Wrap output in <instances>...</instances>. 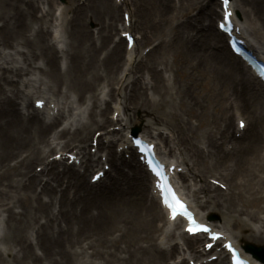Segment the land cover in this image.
<instances>
[{
    "label": "rangeland",
    "instance_id": "obj_1",
    "mask_svg": "<svg viewBox=\"0 0 264 264\" xmlns=\"http://www.w3.org/2000/svg\"><path fill=\"white\" fill-rule=\"evenodd\" d=\"M38 1L41 7L54 6L52 17L73 19V22L78 25L80 33L75 37L80 39L79 47L83 58L88 59V54L93 56L94 61L97 62L94 66L100 69V80L97 82L96 88L100 91L104 89L106 93L112 89L111 95L106 96V107L103 109L107 119L112 116V103L117 97H121L125 82L131 80L132 73L127 70L124 74L125 82L122 87L119 88L116 83V79L123 73L126 55L125 40L120 36V31L124 27L123 11L132 9L134 17L131 26L128 27L136 41L134 47L136 60L133 63V69L142 74L141 80L148 86L146 94L152 97L155 102L145 106H130L126 109V112L131 116L130 130L137 127L139 131L144 132L143 130H148L151 125L153 130H157L154 128L171 129L173 136L180 137L183 134L200 130L196 127L197 122L203 121L211 129L206 133L205 128L202 127L201 130L204 133H199V139L204 141L200 143L203 146L202 151L207 152L209 150L207 140L210 139L212 130L222 128L224 141L220 147L222 150L231 144L230 133L239 138V136H235L236 111L242 113V119L251 121L250 115H253L251 103L245 104L243 107L240 105V108L229 107V102H233V98L221 97L226 92V87L213 72V68L219 63L218 57L230 60L229 56H231L230 54L225 55L226 41L224 36L219 35L216 30V19L220 18L219 0H126V6L125 4L117 5L116 0H68L66 4L56 0ZM232 1L236 4V0ZM27 2L15 0L14 4L25 6ZM260 2L261 8L258 12H254L251 19L249 17L247 21L251 26L256 27L255 22L261 21L259 29L264 34V0H260ZM64 5L72 6V9L60 15ZM209 10H211L210 15L208 14ZM240 15L242 16V14ZM51 24L54 22L51 21ZM56 26L51 27L50 36L55 32V29L58 31ZM46 37L49 39V35ZM119 37L122 38L120 47L113 53L111 51L118 45L116 38L119 39ZM72 42L74 43L73 40ZM15 43L16 41H14ZM258 44L264 46V42ZM1 47H8L7 49L10 50L13 46L0 44ZM57 58L64 63L65 60L61 56L57 55ZM150 65L153 66L152 74L148 70ZM152 77L156 84L153 89H150ZM12 82L15 83L16 80ZM14 103L5 100L2 104L1 126L8 124L10 114L4 113V111L9 106L17 107L18 104L21 107L18 102ZM32 105V99L28 96V107L32 109ZM149 111H153L156 115L148 114ZM260 124L264 129V119ZM106 125L107 129L115 128V130L121 126L117 121H109ZM60 128L61 123L57 124V129ZM2 129L5 130L6 126ZM13 129L14 127L10 126V130ZM27 129L32 131L31 126H28ZM90 131L88 140L81 144L88 152L95 154L96 157H101L100 154L104 152L105 146L99 148L97 144H94L95 142H92L94 135L96 138H100V135H97L100 131L97 128H91ZM245 132L253 131L248 126ZM225 135H227L226 138ZM160 137L166 139L165 134ZM262 138L264 141V136ZM0 139L4 143L3 149L0 151V176L6 171L11 173V175L0 177V189H5L4 191L0 190V219L9 222L12 215L27 217L23 222L22 233L25 234L26 230L28 234L31 233L34 249L41 255V264H90L91 261L100 264V261L108 259V256L111 257V262L120 263V260L132 256L131 251L135 242L145 248L143 232L147 228H153V221L148 220L147 216L150 212L151 215L155 214L157 209L149 210L146 213L147 216L144 214L139 217L137 215L141 209L138 207L137 215L131 214L130 211L135 214V206L138 204L150 206L146 201L144 187L142 196H139L138 192L134 194L114 189L105 190L108 186L112 188L110 183L115 177V171L112 169L113 165L110 161L105 164L110 166L103 178L105 181L101 180L93 187H89L90 175L98 167L92 169L84 165L82 167L74 165L78 172L77 181L68 177V173L47 181L48 176L43 170L44 161L41 158L35 159V151L32 148L34 145L44 144L43 139L17 138L6 131L5 136L1 135ZM65 140H56V142L60 141V144H64ZM168 143L170 144L169 141ZM76 144L78 143L69 142L66 147L58 146L57 148H66L65 152H70L72 147L77 146ZM164 145L168 155L174 158L175 151L169 150V146ZM112 149L113 153L118 154L116 143L113 144ZM261 149L258 152H262ZM56 150L54 148L48 151L45 160H51ZM93 150L95 151L92 152ZM119 155L125 162L126 169L133 167L132 164L129 165V161L132 159L129 152H122ZM182 155L191 165L192 161L196 162L192 155H188V157ZM213 157L210 155L207 158L209 161H206L210 163ZM224 159L226 160L225 165H214L213 163L211 168L207 165L206 167L198 165L197 162L199 168L194 165L199 174L203 175L200 184H204L203 190H200L199 193L200 196L204 195V198H195L198 202L201 199H209L207 201L208 208L212 206L214 199H219L222 205L225 201L228 202L226 192L229 190L227 175L230 156ZM27 162H29V167L22 168ZM65 162V160L57 162L56 170L58 172L63 170L64 165H72L65 164ZM101 166L102 164L99 167ZM245 169L244 166L243 170ZM252 172L254 173L255 170ZM211 179L222 181L225 188L214 184ZM185 181L188 183L187 179ZM208 184L217 188L221 195L216 194L217 192L213 189H207ZM118 190L126 191L122 186ZM237 192L238 189L236 195ZM138 199H141L142 203H139ZM242 204L243 200L236 198V207L240 208ZM262 206L264 207V198L260 200V207ZM126 207H131L130 211ZM208 208L204 207L203 211ZM254 208L256 207H249V209ZM222 209L224 208L216 207L212 211H214V216L223 222ZM144 218L145 220H143ZM156 223L162 225L163 221L159 220ZM231 231L235 232L237 229L233 228ZM247 232L246 230L244 233ZM38 240L39 245L36 244ZM249 241L264 245V243ZM175 255L172 257L176 258ZM25 261L26 263L30 262L29 258H26ZM147 262L146 259L141 264ZM182 264H188L187 259H184Z\"/></svg>",
    "mask_w": 264,
    "mask_h": 264
},
{
    "label": "bare ground",
    "instance_id": "obj_2",
    "mask_svg": "<svg viewBox=\"0 0 264 264\" xmlns=\"http://www.w3.org/2000/svg\"><path fill=\"white\" fill-rule=\"evenodd\" d=\"M14 1L0 0V44H11L13 46L10 50L0 48V114H3L1 108L5 100H8L9 103L20 101L22 106L16 108L11 105L4 111V113L10 114V119L8 124L4 126H1L0 122V136H5L6 131L17 138L43 139L44 144L41 146L34 145L32 148L35 151V159L41 158L44 161L45 167L43 166V170L46 171L48 176L47 181L53 178L56 179L65 173H68V177L77 181L78 172L76 167L73 166L74 163H72V166L64 165L63 170L58 172L56 170V159L45 160L46 154L56 148L55 153H60L62 159L59 161L63 162L62 155L65 148L57 147H66L69 142H77L79 145L76 144L77 146L72 147L70 153L75 154L76 158L79 159V167L83 165L85 167L97 166L100 164V159L95 155H91L81 143L88 140L91 128H97L101 131L98 139L99 147L103 148L105 146L103 150L107 155V160L113 165L112 169L115 171V177L110 183L112 188L108 186L105 190L114 189L134 194L138 192L139 196H142L144 195V187L148 192L146 201H150V206L138 204V206H135V214L130 211L131 207L126 208L132 215H137L139 207L141 209V212H138L137 215L139 217L144 216L149 210L157 209V212L152 215L150 212L149 216L145 215L148 220L153 221V228H147L143 232L145 248L135 242L130 258L122 259L118 263L111 262V257L108 256V259L100 261V264H141L146 259L148 262L145 264H181L183 258H187L189 261L193 259V256H196L194 261H199L200 258L204 257V254H211L204 251L203 245L201 247L198 244L205 238L203 234L188 236L182 230L184 222L181 219L176 218L172 221L168 218L166 211L160 206L158 198L151 193L152 185L149 189V183H147L149 173L144 165L139 160L132 158L129 161V165L132 164L133 166L132 169H126L125 162L120 158V155L113 153L112 146L116 143L118 148H122L124 152L135 154L129 138L131 116L130 113L126 112V109L130 106H145L148 103L155 102L152 97L146 94L148 86L141 80L142 74L133 69V63L136 60L134 47L125 48L124 70L122 75L116 79V83L119 88L122 87L125 82L124 74L127 70L132 73L131 80L125 82L121 97H117L112 103V116L107 119L103 109L107 100L106 96L111 95L112 89L106 93L104 89L100 91L96 88L97 82L100 80V69L94 66L97 62L94 61L93 56L88 54V59L83 58L79 47L80 39L75 37L80 33L78 25L73 22V19L52 17L54 6L48 5L43 8L38 4V0H35L37 3L34 0H25L28 1L27 4L21 6L14 4ZM124 3L126 4V0H124ZM260 5V0H236V4L232 2L230 4L234 11L233 17L236 19V26L241 28L242 37L252 47L257 46L260 56L264 59V46L257 45V43L264 42V34L259 29L261 21L259 23L255 22L258 28L251 26L247 21L249 17L251 19L254 12H258L261 8ZM70 9H72V6L64 5L59 14L63 15ZM220 10L222 14L221 2ZM126 12L128 13V11ZM208 14H211V10L208 11ZM240 14H242V20ZM129 16V20L132 21L134 17L133 10H131ZM51 21L56 23L58 32L55 29V32L50 36L51 27L55 26L51 24ZM122 31L126 30L123 29ZM47 35H49V39L46 37ZM14 41H16L15 44ZM117 41L118 45L111 51L113 53L120 47L121 38ZM134 45H136V42ZM57 53L64 58V64H60ZM231 57L232 59H228L229 61L218 57L219 63L213 68V72L216 78L226 87V92L221 97L229 96L233 98V102H229V107L240 108V105L243 107L245 104L249 105L251 103L253 115H250L251 121L248 120L244 128L249 126L253 132H244V129L240 133L241 130L237 128L236 132H239V138L230 133V137L232 136L229 139L231 144L228 148L222 150L220 147L224 143L223 130H221L222 128L212 130L210 139L207 140L209 146L207 152L202 151L203 146L200 143L204 141L199 139V133H204L201 130L202 127L205 128L206 133L210 132L211 129L203 121L197 122L196 127L200 130L183 134L180 137L173 136L172 130H153L151 125L148 130H143L144 134H140L156 142L159 153L168 160V163H173V158H170L167 154L164 149L165 145L162 143L169 146V150L172 149L175 152L187 155V157L192 155L198 165L201 164L204 167L207 165L209 168L213 167V163L214 165H225L226 160L224 158L230 156L227 175L229 184L228 202L225 201L224 205L219 199H214L210 210L209 205H207L209 199H201L198 202L199 204L195 201V197L204 198V195L200 196L199 194L200 190L204 188V184H200L203 175L195 169L194 165L197 166L195 161H192V165L188 166L186 157H175L177 166H183L182 173H178L176 177L189 180L187 184H183L184 181L178 180L177 182L180 183V190L188 198L198 218L227 234V237L231 238L250 257L251 252L246 250L249 240L264 243V207H260V200L264 198V141L262 138L264 129L260 124L264 119V84L260 83L248 66L244 63L241 64L238 57L235 55H231ZM97 61H99L98 58ZM148 70L152 74L153 66L150 65ZM13 80H16V82L13 83ZM151 80L150 89H153L156 81L153 77ZM85 93L86 96H84ZM28 96H32L33 104L37 99L45 100L44 107L40 109L33 106L31 112L28 111V104H26ZM224 107L227 108V106ZM32 111L35 113H32ZM148 114L156 115L153 111H149ZM236 115L238 116L237 123L239 120H243L241 118L242 113L236 111ZM109 121H117L122 127L120 126L118 130L114 128L112 130L107 129L106 123ZM59 122L63 126L56 129ZM5 126L6 129L3 130L2 128ZM10 126L14 129L10 130ZM28 126L32 127V131L27 129ZM164 134L171 145L166 139L160 137ZM226 137L227 135H225ZM61 139H66L63 142L64 144H60V141L56 142V140ZM3 146L4 143L0 139V151ZM260 149L262 152H258ZM210 155L214 157L209 163L207 158ZM68 159L67 156L66 161ZM105 163L107 162L102 161V166L99 169H103ZM244 166L246 167L245 170H243ZM27 167H29V162L22 168ZM252 170H255V172L253 173ZM143 172L146 174L144 175ZM5 175H11V173L6 171L0 177H5ZM121 186L126 191L118 190ZM185 186L188 187L187 191L191 194L183 191L182 187L185 189ZM254 186L256 187L254 188ZM89 187H93V183ZM207 189H213L217 192L216 194L221 195V192L211 184L207 185ZM0 190L4 191L5 189ZM236 198L243 200L242 207H236ZM138 202L142 203L141 199H138ZM206 206L208 209L202 211ZM253 206L256 208L249 209ZM216 207L218 209L220 207L224 208L221 210V214L223 213L224 221L227 224L222 225L219 220H207L210 214L213 215L212 210H215ZM26 218L23 215H12L9 222L0 220V264H41V255L34 249L35 245L31 233L28 234L27 230L25 234L22 233L23 222ZM159 220L163 221L162 225L156 223ZM3 226L5 228L4 232ZM230 228L237 229L235 235L232 234ZM246 230L248 232L244 233ZM36 244L39 245V240ZM195 244L198 245L195 246ZM175 253H177V260L170 261ZM212 254H218L219 257L224 254V251L220 249V251H215ZM252 257L255 261L263 264L253 255ZM26 258H29V263H26ZM90 264H97V262L91 261ZM206 264L226 263L224 257H221L217 263L210 261Z\"/></svg>",
    "mask_w": 264,
    "mask_h": 264
},
{
    "label": "snow or ice",
    "instance_id": "obj_3",
    "mask_svg": "<svg viewBox=\"0 0 264 264\" xmlns=\"http://www.w3.org/2000/svg\"><path fill=\"white\" fill-rule=\"evenodd\" d=\"M229 2H230V0H223V4L225 7L223 20L225 22H227L230 19V13L227 11ZM223 26L224 25H221V27H223ZM241 126H243V123H241ZM136 143L139 144L140 142L136 141ZM149 164L151 165V161L149 162ZM153 172L161 180V183H159L157 185V187H162V185L166 186L167 178L163 175V172L159 170V167H153ZM169 192H171L170 189H169ZM164 203H165L166 207L169 208L170 214H171L173 219H175L177 215H185L188 217V219L191 222L190 226L187 228L188 232L191 233V232H195L197 230H203L205 232L208 231V229L206 227L195 225V221L192 220L191 215L188 213L186 206L183 204V202H181L178 199V197L175 196V193H171V199H165ZM213 238L215 239L216 237L214 236ZM209 247H211V245H209ZM236 264H241V262L237 260Z\"/></svg>",
    "mask_w": 264,
    "mask_h": 264
}]
</instances>
